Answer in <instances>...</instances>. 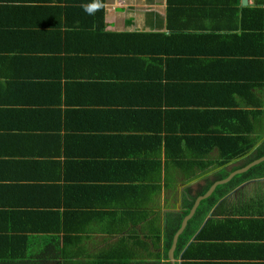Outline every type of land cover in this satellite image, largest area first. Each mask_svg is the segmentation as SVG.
<instances>
[{
  "label": "crops",
  "instance_id": "crops-1",
  "mask_svg": "<svg viewBox=\"0 0 264 264\" xmlns=\"http://www.w3.org/2000/svg\"><path fill=\"white\" fill-rule=\"evenodd\" d=\"M35 1L0 0V264H170L177 233L174 264H264V174L251 170L264 162V0H104V33L75 41L79 13L38 14L69 1ZM183 34L210 36L193 53ZM236 39L243 53L225 54ZM191 86L202 104L225 89L236 114L181 125L194 149L173 153L165 90ZM56 124L77 145L47 143ZM53 155L62 168L44 171Z\"/></svg>",
  "mask_w": 264,
  "mask_h": 264
},
{
  "label": "trees",
  "instance_id": "trees-1",
  "mask_svg": "<svg viewBox=\"0 0 264 264\" xmlns=\"http://www.w3.org/2000/svg\"><path fill=\"white\" fill-rule=\"evenodd\" d=\"M26 0H16L17 3H22L25 2ZM34 2H36L35 0H32ZM69 1V5L65 6L64 8H60L59 7H47L45 6L44 8L41 7L39 10V18H42L44 20H47V18L44 15L43 11H55L53 12L55 18L57 22H60L62 17H66V18H73V16L75 15L74 13L77 12L79 13L80 17H82L81 20V25L80 27L77 26L75 29H70L69 31H67V37L71 40H78L79 37H82L80 34H74L73 32H83L84 35H87L88 32L91 31H95L96 33H100L101 35L104 33V8L101 9L100 11L96 12L94 15H89L87 14L82 5L85 3L90 2V0H68ZM104 1V0H103ZM39 6V5H38ZM13 9L17 11H21L23 14H25L26 16L29 15H34L37 14V11L39 7H33L31 5H12ZM36 9V10H35ZM250 12L252 14H254L255 16L259 15L257 14L259 12V9H252L250 10ZM42 13V14H40ZM38 18V16H37ZM260 21H261V16H260ZM264 22V19H263ZM66 24H68V22H65ZM47 22H43L41 24V26L46 25ZM250 28V27H248ZM247 32H253L247 29ZM249 34V33H247ZM127 35V34H126ZM129 37H132V35H130V33L128 34ZM210 35H196L194 34L193 36L189 35V34H183L182 39H186L187 41H183L184 45L183 47L186 48L187 44L189 42H194L193 45V53L195 50V47L199 46V51H201V48L206 47L207 42H208V37ZM214 36V35H213ZM248 36V35H247ZM249 36H254V34H249ZM156 37H161V35H156ZM163 38V37H162ZM238 39V38H237ZM237 39L232 41L230 43V46L227 47V49L225 48V54L226 52L228 54H230V56H237L238 54H242L243 49L240 53V48H239V44H237ZM254 39V38H253ZM253 39L251 41H253ZM248 44V46L246 47V50H248L249 54H260L261 52H257L258 49L262 48V45H258L257 41H256V45L254 46V44ZM189 43V47H190ZM252 46V47H251ZM231 49V50H229ZM187 53L186 51H182L181 54L185 57V54ZM189 53V52H188ZM204 53V52H203ZM238 53V54H237ZM237 54V55H236ZM189 56V55H188ZM186 59L182 60L183 65L187 66L190 63L188 62L186 64L187 61V57H185ZM190 61V60H189ZM220 90V96L217 99L214 100V102H208L206 104H202L201 102H197L195 99V95L194 93H197L198 91L196 89H194V86H191V89H166L165 90V96L167 97V108H173L175 107V109L170 110L168 112H166V121L164 122L165 124V128H166V132H167V145H169L171 147V152H177V151H172L174 150V145H178L181 146L182 148H184L182 150V152L184 153L186 149H191L193 150V146H194V140L191 139L190 137H188V134H185V131L183 128H186V126H189L190 124H194V118L197 120H205L206 124H212L213 127H215V124L213 123L212 118L215 119H219L222 116H225L227 114H236V111H231L229 112L227 110H224L226 108H230V102H229V96L226 95L225 93V89H218ZM172 93H174L172 95ZM201 107H206L207 109L205 110H200ZM212 109V110H211ZM204 111V112H203ZM173 114L172 118H168L167 116ZM194 115H196L194 117ZM216 123V122H215ZM185 125L183 128H181V125ZM222 122L220 123V126L222 128ZM209 126V125H207ZM181 128V129H180ZM60 128L58 127V124H56L54 127L50 126V127H46V142L47 143H52L55 147H57L58 149L61 148L62 145H64L67 149H70L71 145H77L75 142L73 141H66L64 137L63 139L61 138V134H60ZM69 137V134H67ZM185 137V138H183ZM185 139V140H184ZM264 143V142H263ZM173 144V147L170 145ZM264 147V146H263ZM181 149V148H180ZM79 150V149H78ZM243 148L240 149V147L238 149H236L235 151L238 154L242 153ZM263 150V149H262ZM179 152V151H178ZM65 153V152H64ZM67 154V153H66ZM77 155V154H76ZM79 155V153H78ZM85 155V154H83ZM232 155L235 154H231L229 153V157H231ZM264 155V152H259L258 156H256L257 158L261 157ZM53 158L49 159L50 157H48L46 160L40 162L41 163V167L44 171H48V172H53V170H60L62 168L61 162L59 160H56V158L53 156H51ZM66 163H64L65 165ZM69 165V170L70 169H76V167L78 166L76 164V166L72 165L71 163H68ZM66 167V165H65ZM251 170H256L258 171V173L264 174V162L260 163L258 166L253 167ZM228 184H226L225 186H227ZM219 187H223V186H219ZM202 204V203H201ZM192 206V203L190 205V207ZM203 206V205H202ZM199 207L197 209L196 214L198 215L199 211H201L203 208ZM54 231V230H53ZM52 238V237H51ZM21 239H26V237L24 235H20V240ZM53 240H56V237L53 238ZM180 246L182 245H177L176 246V251H175V255H177V252L180 249ZM2 247L4 248V246H0V256L3 255V257L5 256L4 253L5 250L2 249ZM9 247V246H7ZM169 248V245L167 247V249ZM188 252V251H187ZM185 256H187V254H184ZM12 257L14 258V255H12ZM184 259H186L184 257ZM1 260V259H0ZM182 264H192L189 263L188 261H184L182 262Z\"/></svg>",
  "mask_w": 264,
  "mask_h": 264
},
{
  "label": "water",
  "instance_id": "water-1",
  "mask_svg": "<svg viewBox=\"0 0 264 264\" xmlns=\"http://www.w3.org/2000/svg\"><path fill=\"white\" fill-rule=\"evenodd\" d=\"M263 160H264V157L260 158V160H257L255 163H259V162H261V161H263ZM241 171H242V170H241ZM241 171H237V172H241ZM229 178H230V177H229ZM226 182H227V180H222V181L217 182V183H216L214 186H212V187L209 189V191H207L203 196H200V197H198V198L196 199V201H195V203H194L192 209L190 210L189 214L184 218V220H183V222H182V225H181V228H180V231H182V229L185 227V224H186L187 220L193 215V213H194L196 207L198 206L199 202H200L201 200L207 198V197L211 194V192L213 191V189L216 187V185H218V184H224V183H226ZM180 231H179V232H180ZM177 237H178V233L174 236V239H173V242H172L171 248H170L169 253H168V255H169V260H170V264H174L173 252H174V250H175V248H176Z\"/></svg>",
  "mask_w": 264,
  "mask_h": 264
},
{
  "label": "clouds",
  "instance_id": "clouds-1",
  "mask_svg": "<svg viewBox=\"0 0 264 264\" xmlns=\"http://www.w3.org/2000/svg\"><path fill=\"white\" fill-rule=\"evenodd\" d=\"M84 11L89 15H94L96 12L105 8L103 0H90V2L82 5Z\"/></svg>",
  "mask_w": 264,
  "mask_h": 264
}]
</instances>
